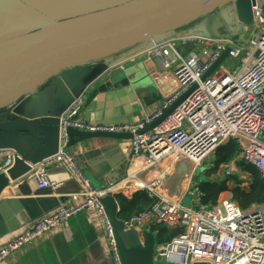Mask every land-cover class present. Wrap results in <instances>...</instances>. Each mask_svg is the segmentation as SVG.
Returning <instances> with one entry per match:
<instances>
[{
	"label": "built area",
	"instance_id": "obj_1",
	"mask_svg": "<svg viewBox=\"0 0 264 264\" xmlns=\"http://www.w3.org/2000/svg\"><path fill=\"white\" fill-rule=\"evenodd\" d=\"M254 34L246 45L225 37L180 36L153 43L146 54L161 70H172L178 88L153 115L136 124L113 126L91 125L80 118L83 101L75 98L58 117V148L55 154L36 163H28L26 177L38 190L53 193L56 184L47 168L65 165L78 183L79 190L67 195V201L39 218L18 236L0 247V263L22 246L59 229L66 220L86 210L97 211L104 226L107 243L118 264L111 226L101 199L122 195L130 199L146 192L152 205L127 219L124 231H135L140 237L151 226L163 225L179 232L168 242L157 243L153 261L164 264H264V207L242 210L228 199L214 206L200 203V191L194 172L213 167L218 147L232 141L237 154L220 165L225 179L232 176L239 163L253 168L264 181V0L252 6ZM228 50L226 60L208 77L203 75L216 59ZM227 60L235 66L231 71ZM195 88L158 126L138 134L157 118L177 97ZM131 133L122 146L126 156L125 175L116 182L93 188L66 152V129ZM5 173L20 156L12 149L0 150ZM182 157L192 164V172L183 182L181 195L169 197L161 189L164 178L172 171L175 160ZM248 188V183L245 184ZM187 196L191 207L181 204Z\"/></svg>",
	"mask_w": 264,
	"mask_h": 264
},
{
	"label": "water",
	"instance_id": "obj_2",
	"mask_svg": "<svg viewBox=\"0 0 264 264\" xmlns=\"http://www.w3.org/2000/svg\"><path fill=\"white\" fill-rule=\"evenodd\" d=\"M254 3L255 0H128L95 13L61 19L36 16V21L17 25L14 36L0 41V50L6 49L0 57V150L12 149L20 159L14 161L6 174L0 173V192L8 184V178L15 180L26 175L29 170L26 162H39L55 154L58 148V117L61 113L53 122H30L10 113V107L18 100L34 93L45 81L62 71L84 69L85 73L75 82L68 97L67 103H71L107 68V59L145 42H150L151 47L153 43L169 40L166 36L210 15L217 17L226 33L211 35L206 33L210 27H203L197 29L200 33L180 36L199 35L234 40L244 28L252 26ZM227 8L228 15L232 13L234 16L231 30L222 16V11ZM227 55L228 50L221 53L202 80L210 76L226 60ZM194 88L177 97L137 133L158 126ZM65 134L67 153L68 149L89 139L113 140L116 143L112 148L121 151L118 143L132 138L131 133L73 128H67ZM192 168L191 163L178 157L172 171L162 182V191L169 197H179L184 179L192 172ZM46 170L48 175V168ZM204 171V167L195 170V179H201L200 174ZM78 190L79 186L67 190V186L63 185L51 196L1 199L0 236L25 224H33L64 203L67 200L66 193ZM117 196L108 195L100 203L112 229L118 264H164L153 261L156 244L154 233L145 230L140 237L133 230L124 231L119 218Z\"/></svg>",
	"mask_w": 264,
	"mask_h": 264
},
{
	"label": "crops",
	"instance_id": "obj_3",
	"mask_svg": "<svg viewBox=\"0 0 264 264\" xmlns=\"http://www.w3.org/2000/svg\"><path fill=\"white\" fill-rule=\"evenodd\" d=\"M126 1L128 0H0V41L14 36L15 28L20 23L36 21V16L70 18L116 7ZM228 10L229 8L224 9L222 16L231 30L233 19H229ZM203 27H210L206 33L211 35L226 33L217 17L210 15L166 38L172 39L192 32L200 33L197 29ZM236 38L235 36L234 40L238 42ZM150 45V42H145L107 59V68L78 96L83 101L80 114L83 122L102 126L136 124L153 115L162 102L177 90L178 83L172 70H161L146 54ZM5 51L4 48L0 50V57ZM84 73V69L77 68L62 71L45 81L34 93L14 103L10 107V113L35 123L42 120L55 121L69 106L68 97L75 82ZM115 143L108 139H89L67 150L92 187L100 188L119 181L125 175L126 156L122 151L112 148ZM125 143H118L119 147L122 149ZM2 163L3 156L0 153V167ZM48 176L57 185L56 189L63 185L67 186V190L78 186L65 165L48 167ZM55 190L53 193L41 192L35 182L26 176L15 180L8 178V184L0 192V200L51 196L55 195ZM68 194L70 193L65 196ZM28 226L29 223L1 235L0 247ZM0 264L116 263L97 211L86 209L66 220L59 229L14 251Z\"/></svg>",
	"mask_w": 264,
	"mask_h": 264
},
{
	"label": "trees",
	"instance_id": "obj_4",
	"mask_svg": "<svg viewBox=\"0 0 264 264\" xmlns=\"http://www.w3.org/2000/svg\"><path fill=\"white\" fill-rule=\"evenodd\" d=\"M237 152V146L232 141L218 147L213 156V167L205 169L200 174L201 179H195L201 194L200 203L202 205L212 207L220 200L221 195L229 193V200L237 204L242 210L264 207V181L253 168L243 163L238 164L241 170L250 175L247 189L241 187L242 181L237 178L233 179V186L231 187L228 185L230 177L220 181L211 178L212 173L219 169L220 165L228 163ZM153 201L146 192L135 193L130 199L118 195L119 218L127 219L135 213L144 211L152 205ZM149 230L155 234L157 243L168 242L179 232L176 229L170 230L161 225L151 226Z\"/></svg>",
	"mask_w": 264,
	"mask_h": 264
},
{
	"label": "rangeland",
	"instance_id": "obj_5",
	"mask_svg": "<svg viewBox=\"0 0 264 264\" xmlns=\"http://www.w3.org/2000/svg\"><path fill=\"white\" fill-rule=\"evenodd\" d=\"M258 3H261L262 0H257ZM232 8V7H231ZM230 20L233 19V25H234V16L233 14L231 13L230 17H229ZM252 26H247L238 36H236L238 42L241 44V45H246L248 43V41L252 38L253 34H254V29L252 28ZM226 66V68H228L230 71L235 67V66H238L237 64H234L232 61L230 60H227L226 63L224 64ZM264 140V138L262 139ZM211 178L213 179H216V180H224V176H223V173H222V170L221 168L215 170L212 175H211ZM234 178H237L239 180L242 181V184H241V187L244 188V189H247L245 187V184L246 183H249V180H250V175L247 173V172H244L243 170H241L239 167L237 168L236 172L230 176V179L228 180V185L231 187L233 186V179ZM95 187V186H93ZM96 188V187H95ZM220 199H230V194L229 193H224L223 195H221V198ZM190 198L185 196L182 201H181V204L183 206H186V207H191V202H190ZM163 226V225H161Z\"/></svg>",
	"mask_w": 264,
	"mask_h": 264
}]
</instances>
